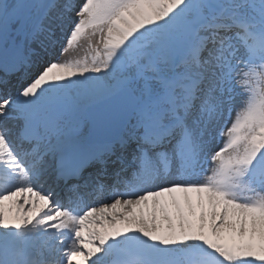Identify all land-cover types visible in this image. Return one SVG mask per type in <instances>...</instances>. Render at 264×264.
<instances>
[{
    "label": "snow or ice",
    "instance_id": "obj_1",
    "mask_svg": "<svg viewBox=\"0 0 264 264\" xmlns=\"http://www.w3.org/2000/svg\"><path fill=\"white\" fill-rule=\"evenodd\" d=\"M0 264H264V0H0Z\"/></svg>",
    "mask_w": 264,
    "mask_h": 264
}]
</instances>
